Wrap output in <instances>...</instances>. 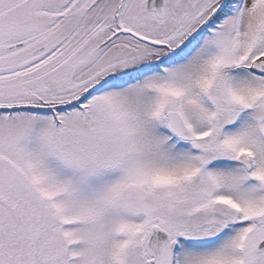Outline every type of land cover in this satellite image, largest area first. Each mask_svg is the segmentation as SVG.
Returning <instances> with one entry per match:
<instances>
[{"label": "snow or ice", "instance_id": "6c2138e0", "mask_svg": "<svg viewBox=\"0 0 264 264\" xmlns=\"http://www.w3.org/2000/svg\"><path fill=\"white\" fill-rule=\"evenodd\" d=\"M0 264H264V0H0Z\"/></svg>", "mask_w": 264, "mask_h": 264}]
</instances>
